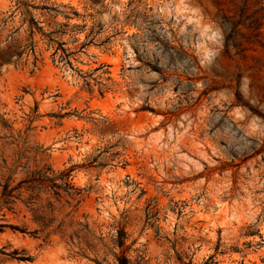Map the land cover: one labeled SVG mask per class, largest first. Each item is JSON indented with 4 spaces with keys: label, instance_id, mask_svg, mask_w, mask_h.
<instances>
[{
    "label": "rangeland",
    "instance_id": "374dc122",
    "mask_svg": "<svg viewBox=\"0 0 264 264\" xmlns=\"http://www.w3.org/2000/svg\"><path fill=\"white\" fill-rule=\"evenodd\" d=\"M49 169L0 264H264V0H0V181Z\"/></svg>",
    "mask_w": 264,
    "mask_h": 264
},
{
    "label": "trees",
    "instance_id": "16d2710c",
    "mask_svg": "<svg viewBox=\"0 0 264 264\" xmlns=\"http://www.w3.org/2000/svg\"><path fill=\"white\" fill-rule=\"evenodd\" d=\"M39 31H42L39 28ZM33 34V32H32ZM59 32H52L48 35L50 41H54V35H59ZM11 61V60H9ZM16 171V170H15ZM15 171L10 172V176L4 181H0V186L2 188L1 199L5 204L13 203L12 199L16 198L15 193H20L23 189V185L27 184L26 190L34 189H44L48 192H52L58 198H62V191H65L70 197H74V194L69 192L70 189L74 188V185L71 183V171H63L61 173H55L52 169H49L48 172H34L32 175H28L27 178L21 181L17 186H12L13 176L16 173ZM61 181L62 183H59ZM21 195V194H19ZM0 207H2L0 203ZM122 246V244H120ZM213 258H210L205 264H212Z\"/></svg>",
    "mask_w": 264,
    "mask_h": 264
}]
</instances>
